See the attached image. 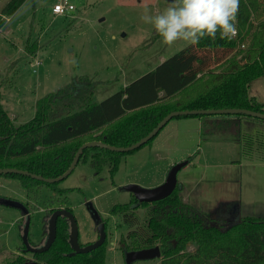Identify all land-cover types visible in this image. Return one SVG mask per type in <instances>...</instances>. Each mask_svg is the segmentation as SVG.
Masks as SVG:
<instances>
[{
	"label": "rangeland",
	"instance_id": "374dc122",
	"mask_svg": "<svg viewBox=\"0 0 264 264\" xmlns=\"http://www.w3.org/2000/svg\"><path fill=\"white\" fill-rule=\"evenodd\" d=\"M10 1L0 0V18L4 20L0 28V84L2 104L16 126L35 117L41 99L75 80L91 79L95 85L94 101L101 102L190 45L185 41L165 45L153 25L142 19L146 10L152 16L164 11L168 0H70L75 9L65 14L53 12L61 0H26L15 14L3 16L2 10ZM257 4L243 42L245 47L241 44L227 61L214 65L213 71H223L230 62L240 60L251 46L264 22V0ZM208 80V76H202L158 105L187 100ZM179 124L181 128L177 127ZM113 125L66 144L86 142ZM218 126L204 125L200 133L194 117L174 118L150 144L123 156L115 176L107 167L97 173L90 163L80 162L59 183L60 188L68 190L64 196L58 197L45 186L29 195L18 180L0 176V200L10 198L36 208L31 218L30 242L37 246L45 242L51 210L58 208L72 209L83 245L95 242L98 233L86 209V203L92 202L106 224V264H126L124 244L132 246V240L126 237L136 227L126 226L120 217L110 213L115 205L131 202L133 196L124 188L130 184L160 186L172 167L181 162H189L178 174L183 187L181 195L197 211L208 212L223 228L237 221L235 206L240 207L242 218L264 217V167L254 162L258 160L245 158L236 143L224 140L236 136ZM248 132L251 136L258 133L251 129ZM55 148L41 147L38 154ZM258 154H264V150ZM226 200L234 202L230 211V207L223 206ZM244 204L249 206L245 208ZM147 213L148 207L136 210L140 227ZM24 216V210L0 204V264H7L22 253ZM195 250L196 244L189 243L185 251L193 254ZM25 257L33 260L32 254ZM134 264H163V258Z\"/></svg>",
	"mask_w": 264,
	"mask_h": 264
},
{
	"label": "trees",
	"instance_id": "16d2710c",
	"mask_svg": "<svg viewBox=\"0 0 264 264\" xmlns=\"http://www.w3.org/2000/svg\"><path fill=\"white\" fill-rule=\"evenodd\" d=\"M258 1L240 0L236 37L231 40L219 37L214 41L205 39L197 46L189 45L163 61L153 71L101 102L94 101V82L89 78H82L41 99L37 104L35 117L16 126L2 104L0 84V169L17 168L44 178H57L70 168L78 149L84 143L103 141L116 147L131 146L146 137L174 111L237 108L264 113V104L249 94L250 84L264 76V22L259 25L251 46L240 60L230 62L223 71L212 70L214 65L227 61L243 44ZM25 2L26 0H11L2 10V15L15 14ZM3 23L4 20L0 18V28ZM202 76H208L209 80L195 96L173 104L158 105L159 101L186 89ZM163 92L165 95L160 96ZM129 113L133 114L126 117ZM124 117L126 118L123 119ZM183 117H202L217 121L248 119L264 123V120L243 115L178 118ZM112 124L114 125L102 134L86 142L66 144ZM217 124L225 125L224 131H229L240 139L243 154L253 152V142L246 145L253 141L251 133L237 130L235 124ZM153 140L154 138L146 145ZM61 144L64 145L55 148ZM41 147L55 149L38 154ZM136 151L120 153L91 147L84 150L79 163H90L97 173L107 167L111 176H115L122 157ZM20 157L29 158L8 162V159ZM0 176L18 180L29 195L37 194L43 186L58 197L68 192L60 188L59 183H45L30 176ZM181 190L183 187L178 183L173 194L164 200L140 205L133 197L131 202L112 208V216L120 217L130 228L136 227L126 237L132 240V246L124 244V254L127 251L159 246L163 264H264V217L246 215L240 223L223 228L219 220L208 212L197 211L186 202ZM140 207H148L141 227L136 214ZM26 208L32 218L36 208L29 204H26ZM69 236V220L60 217L57 222V238L48 251L33 254V260L29 261L23 250L7 264H106L105 244L88 254L72 255ZM189 243L196 244L193 254L185 251Z\"/></svg>",
	"mask_w": 264,
	"mask_h": 264
},
{
	"label": "water",
	"instance_id": "95a60500",
	"mask_svg": "<svg viewBox=\"0 0 264 264\" xmlns=\"http://www.w3.org/2000/svg\"><path fill=\"white\" fill-rule=\"evenodd\" d=\"M169 1V0H168ZM171 2V0H170ZM221 116V115H243L253 119L264 120V113L256 112L248 109H218V110H184V111H174L168 114L146 137L141 139L139 142L128 146V147H116L109 144H106L103 141H90L84 143L77 151L75 158L70 166V168L61 176L57 178H44L40 175H36L30 173L25 170H20L17 168H4L0 169V175L4 174H20L25 176H30L36 180L43 181L45 183H60L66 180L76 169L79 164L80 158L85 149L91 147H100L114 152L120 153H129L136 150H139L141 147L145 146L149 141L155 138L166 126L167 124L173 120L174 118H178L180 116ZM189 164L188 161L181 162L175 164L170 172L168 173L166 181L155 188H144L137 184H130L127 185L124 190L133 194L135 199L138 200V203H155L161 200H164L171 196L173 192L176 190L178 186V174L179 172ZM0 204H3L8 207L18 208L24 210V214L26 217V223L23 229V243L26 248V252L28 253H44L48 251L52 245L54 244L57 238V222L60 217H65L69 220L70 223V236H69V243L73 250L72 255L75 254H88L106 242L107 233H106V225L102 222L98 211L94 207L92 202H87L86 207L90 211V215L94 224L97 226V231L99 233V239L91 244L82 246L80 243V231L76 217L74 216L73 212L68 209H58L53 212L49 221H48V236L46 242L40 247H34L30 244V225H31V216L29 214L28 209L25 205L20 204L12 199H2L0 200ZM235 212L237 213V221L232 225H236L242 221V215L240 207L234 208ZM231 225V226H232ZM161 258V249L159 246H155L152 248H146L141 250H132L127 251L125 253V260L126 264H134L138 261H151ZM24 264H34L33 262H26Z\"/></svg>",
	"mask_w": 264,
	"mask_h": 264
},
{
	"label": "clouds",
	"instance_id": "9594fccd",
	"mask_svg": "<svg viewBox=\"0 0 264 264\" xmlns=\"http://www.w3.org/2000/svg\"><path fill=\"white\" fill-rule=\"evenodd\" d=\"M239 7L240 0H169L164 11L152 16L146 10L142 19L153 25L167 46L177 41L197 46L205 39L234 38Z\"/></svg>",
	"mask_w": 264,
	"mask_h": 264
},
{
	"label": "crops",
	"instance_id": "0c3cea01",
	"mask_svg": "<svg viewBox=\"0 0 264 264\" xmlns=\"http://www.w3.org/2000/svg\"><path fill=\"white\" fill-rule=\"evenodd\" d=\"M236 27H237V19H236ZM163 61H165V60L163 59ZM249 94H250L251 97H255L261 103L264 104V76L259 78V79H257V80H255V81H253L250 84ZM194 118L197 119V123L199 124V132L200 133H203L202 128H203L204 125H206V127H209V126H213L214 127V125H216L217 123H224V122L225 123H230V124H235L236 127H237L236 129L237 130L241 129L242 132L243 131L244 132H248L249 129L257 131L258 133L256 135H253V137H252V140L254 141L252 145L256 146V148H255V150L253 149V152L250 153V154H243V152H242V143H240L241 141L238 140L239 138L236 135H234V136H236L235 137L236 139H231V140L230 139H224V140H227V142L236 143V145L239 146L241 153L243 155H245V158H248V159H250L252 161L253 160H258V161H254V162L257 165H261V166L264 167V154H262V155L258 154V153H260L261 150H264V123L256 122V121L248 120V119L236 120V119L233 118V119H229V120H218L217 121L215 119H208V118H202V117H198V118L194 117ZM182 124H179L177 127L181 128L180 125H182ZM218 125H220V124H217V126ZM223 126H225V125L221 124L218 127L222 128L224 130L225 128H223ZM225 132L231 133L229 131H225ZM221 135H223V134H221ZM206 140H208V139H206ZM234 162H236V161H234ZM239 163H241V162H239ZM226 198H232V197H226ZM254 204H256V203H254ZM225 205H223V206L224 207H230L229 209L231 210L233 205H234V202L226 200ZM244 205L246 206L245 208H247L249 206V205L247 206V204H244Z\"/></svg>",
	"mask_w": 264,
	"mask_h": 264
},
{
	"label": "built area",
	"instance_id": "2783aa9c",
	"mask_svg": "<svg viewBox=\"0 0 264 264\" xmlns=\"http://www.w3.org/2000/svg\"><path fill=\"white\" fill-rule=\"evenodd\" d=\"M74 9H75V7L70 3V0H61V2L59 4L55 5L53 12L55 14H65L69 11H73ZM236 36H237V34H236ZM242 47L244 48L245 45L243 44Z\"/></svg>",
	"mask_w": 264,
	"mask_h": 264
},
{
	"label": "flooded vegetation",
	"instance_id": "af4514ba",
	"mask_svg": "<svg viewBox=\"0 0 264 264\" xmlns=\"http://www.w3.org/2000/svg\"><path fill=\"white\" fill-rule=\"evenodd\" d=\"M130 194H131V193H130ZM131 195L134 197L133 194H131ZM6 199H10V198H6ZM12 200H13V199H12ZM1 205H3V204H1ZM24 205L26 206V203H25ZM58 209H68V210H70L69 208H58ZM58 209H55V210H58ZM86 209H87V207H86ZM55 210H54V211H55ZM54 211H53V212H54ZM70 211L73 212L72 210H70ZM87 211H88L89 214H90L89 209H87ZM229 211H230V209H229ZM53 212H52V214H53ZM52 214H51V215H52ZM51 215H49L48 220H47V230H46V238H45V242H46V239H47V236H48V221H49ZM90 216H91V215H90ZM101 220H102V222H104V220H103L102 218H101ZM93 222H94V221H93ZM104 223H105V222H104ZM105 225H106V224H105ZM95 228H96V231H97V226H96V225H95ZM97 233H98V231H97ZM99 237H100V236H99V233H98V239H99ZM29 239H30V235H29ZM98 239H97V240H98ZM30 240H31V239H30ZM97 240H96V241H97ZM96 241H95V242H96ZM45 242H44V243H45ZM44 243H43V244H44ZM80 243H81V241H80ZM92 243H94V242H92ZM105 243H106V242H105ZM105 243H104V244H105ZM30 244H31V245L33 244L32 246L35 245L34 243H31V242H30ZM43 244H42V245H43ZM89 244H91V243H89ZM42 245H40V246H42ZM81 245H82V246H85V245H83L82 243H81ZM23 246H24V245H23ZM40 246H37V245H36V246H34V247H40ZM102 246H103V245H102ZM22 250H25V251H26L25 246L23 247ZM26 254H28V252H26ZM29 254H32V256H33V253H29Z\"/></svg>",
	"mask_w": 264,
	"mask_h": 264
}]
</instances>
